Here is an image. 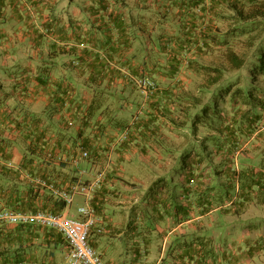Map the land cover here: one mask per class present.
Returning <instances> with one entry per match:
<instances>
[{"label":"crops","instance_id":"0c3cea01","mask_svg":"<svg viewBox=\"0 0 264 264\" xmlns=\"http://www.w3.org/2000/svg\"><path fill=\"white\" fill-rule=\"evenodd\" d=\"M182 1L0 0V210L25 209L31 188L33 207H48L61 199L51 183L106 171L90 244L107 264H264V79L244 104L187 64L213 58L195 54L185 25L228 23L212 13L243 0ZM176 58L186 63L174 73ZM143 74L158 83L149 98L134 80ZM133 111L142 123L117 142ZM127 162L151 171L129 167L127 180ZM86 205L78 194L63 213L79 219ZM65 240L0 224V264H65Z\"/></svg>","mask_w":264,"mask_h":264},{"label":"trees","instance_id":"16d2710c","mask_svg":"<svg viewBox=\"0 0 264 264\" xmlns=\"http://www.w3.org/2000/svg\"><path fill=\"white\" fill-rule=\"evenodd\" d=\"M101 1L103 2L104 0ZM119 1L120 0H116V2ZM189 1L191 2L192 0ZM253 1L254 0H243L240 4L238 2H235L231 4V6L229 5V10L235 11V15L226 14L228 13V8L225 9L226 13L225 11H221L219 14L212 13V20H215L216 17L219 16L222 20H230L228 21V23H187L185 25V32L189 37H191V39H189V43H192L193 51L195 52V54L208 53L213 58V60H211L210 66H202L199 65L196 60H189L187 61L188 68L191 69L195 66L196 69H203V75L208 78L211 85H217L224 81L225 93L226 95L231 94V101H240L244 104H253V101H251V96L253 94L251 85H254V83L258 82L261 78L264 79V23H257L253 20V16L255 14L254 7L259 6L258 8H262L264 10V1L260 2L259 5L253 4ZM186 2L187 0H183L181 3ZM197 5L198 2L193 6H195L196 8ZM199 39L201 40L200 42ZM183 41H185L184 44L181 43ZM193 41H195V43H193ZM186 42L187 40H182L180 41V44L177 45V47L174 46V49H176V51L174 52V57L180 55L179 52L181 50L188 49ZM183 46H185L186 48L182 49ZM176 59L177 60L172 61L171 70L174 73L180 71L183 66V62L186 63V61H183V59ZM246 66L249 67L252 73L251 85L248 86L243 85L245 83L242 82V80L245 78L242 77V74L240 72V70H242ZM137 77L148 78L154 81L157 85L156 87L158 88V83L149 75L143 74L141 76H136L135 78ZM234 87H236L237 89H235V91H232V88L234 90ZM154 93V90L149 92L147 98L151 97ZM223 95L225 96V94ZM141 123L142 115H140L139 119L136 122H133V117H131V122L124 128L130 129L131 136V133L133 131L137 132L138 129L136 128L140 126ZM101 126L107 127V125L105 124H100V126H98V129H100ZM80 144L78 145L79 147L83 146V144ZM233 159L234 158L229 157L230 161H232ZM230 175L232 177H238L240 181L244 176L245 183L250 180V177L246 176L245 172L243 175V173H238L236 170H232L230 172ZM56 185L59 188H64L58 183ZM73 185L75 184L73 183L69 187L64 189L68 190ZM33 190V188L29 190V192L32 193L31 196L33 195V198L28 200L29 202H23L26 205V208L20 210L19 212H35L39 209H43L60 215L66 209L67 202L62 199L59 200L53 195H49L47 197V204H49L48 207L37 206L34 208V203L32 202V200L36 198V194H33ZM38 190L39 189H36L34 190V192L37 193ZM51 230L53 231L54 229ZM60 242L64 243V240ZM66 245L69 246L68 241H66Z\"/></svg>","mask_w":264,"mask_h":264},{"label":"built area","instance_id":"2783aa9c","mask_svg":"<svg viewBox=\"0 0 264 264\" xmlns=\"http://www.w3.org/2000/svg\"><path fill=\"white\" fill-rule=\"evenodd\" d=\"M136 85L143 94L147 95L157 89L154 81L148 78H134ZM141 115L137 112L133 115V122H136ZM130 136V129L126 128L124 133L119 136L120 143L126 142ZM88 152L83 151V156L88 157ZM106 171H101L97 177L88 183H78L70 189L58 188L55 184H50V189L55 195L67 202L70 207L76 195L80 194L86 198L87 205L79 208L81 218H74L68 213L60 215L46 210H37L35 212H19L14 210H0L1 225H37L49 229H54L62 234L69 243V251L65 258V264H107L101 254L90 244V236L93 228L96 226L99 218L91 202L96 193L102 188Z\"/></svg>","mask_w":264,"mask_h":264},{"label":"rangeland","instance_id":"374dc122","mask_svg":"<svg viewBox=\"0 0 264 264\" xmlns=\"http://www.w3.org/2000/svg\"><path fill=\"white\" fill-rule=\"evenodd\" d=\"M240 72H241V74H242V77H244L245 79H243L242 80V82H244L245 84H248V85H251V81H252V73H251V71H250V69H249V67L248 66H246V67H244L242 70H240ZM98 110H99V108H98ZM100 111V110H99ZM139 111V110H138ZM137 111V112H138ZM137 112H134L133 111V113H132V117H133V115L134 114H136ZM126 129L124 128V127H122L121 129H120V135H122L123 133H124V131H125ZM85 151H87L88 152V150H85ZM89 153V152H88ZM88 157H89V155H88ZM88 157H84L83 156V158H88ZM245 159V156H241V160H244ZM109 160H112L113 161V164L110 166V169H112L113 168V166H114V162H117V159L116 158H109ZM142 165H143V167L142 168H140V167H138L137 166V162L135 163H133V164H131V163H125L124 164V168H125V175H126V179L127 180H131V176H130V174H134L133 172H132V168L133 169H135V170H138L137 171V174H139V175H141V174H143V175H145L146 173H143L142 171H148V172H150L151 171V169L147 166V165H145L144 163H142ZM149 165V164H148ZM129 167H132L131 169H129ZM107 171H108V169H107ZM262 211H264V209L262 210ZM98 217V216H97ZM98 223V222H97ZM96 223V224H97ZM97 251V250H96ZM98 252V251H97ZM99 253V252H98ZM100 254V253H99Z\"/></svg>","mask_w":264,"mask_h":264}]
</instances>
